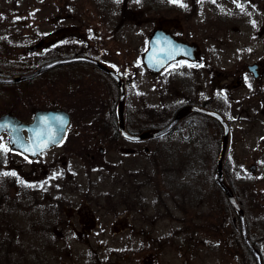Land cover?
<instances>
[{
	"label": "flooded vegetation",
	"instance_id": "af4514ba",
	"mask_svg": "<svg viewBox=\"0 0 264 264\" xmlns=\"http://www.w3.org/2000/svg\"><path fill=\"white\" fill-rule=\"evenodd\" d=\"M0 2L4 5L0 7V78L33 73L17 82L0 81V117L10 114L24 124L38 121V132L41 128L50 144L41 155L29 158L9 146L6 131L0 133L7 149L2 156L7 167L4 172L7 177L16 173L11 178L20 183L17 192L30 189L42 194L31 198L27 210L21 206L19 211L0 212V264H123L129 256L132 264H158V253L171 245L165 243L163 232L167 231L159 227L165 218L179 219L181 230L172 231L174 234H184V227L198 228L195 219L199 216L184 206L176 214L172 207L195 204L199 195L180 194L184 187L169 177L156 185L159 187L143 182L141 172L134 171L137 164L124 160L148 155L157 138L135 140L121 133L120 86L106 71L88 62L60 63L41 70L56 61L97 60L124 79V124L130 136L150 128H167L185 110L182 119L158 137L163 139V150L218 156L224 127L204 112L186 110L196 106L224 117L230 144L235 130L248 138L259 133L264 171V0ZM13 11L18 12L17 18ZM156 32L169 35L190 51L160 72L167 75L166 83L170 76L177 79V86H162L166 100L176 102L173 111L168 108L169 115L160 117L166 118L160 125L136 130L131 123L141 122L143 117L128 112L127 75L138 69L131 66V60L122 69L117 59L139 57L131 53L136 49L142 53L143 64ZM228 58L230 66L221 68L220 63ZM81 65L93 68L87 72L91 80L95 74H103V82L100 78L99 82L82 79L68 83V69ZM110 81L113 86L108 85ZM152 116L145 112L144 120L150 122ZM24 135L27 137L26 131ZM247 146L252 152L257 149L251 143ZM110 154L123 155L112 164L114 170L122 171L121 177L113 180L114 193H105L102 185L96 193L97 181L79 176L103 168ZM172 162L168 160L167 170L175 169L174 158ZM223 168H227L225 164ZM212 186L214 190L218 187L216 179ZM226 201L228 211L230 202ZM240 204L244 208L243 201ZM216 213L211 206L208 214L215 217ZM159 231L163 236L158 238ZM258 241L253 239L259 249ZM176 246L182 254L190 244ZM246 254V264L254 263L248 249ZM167 259L171 264L172 259ZM179 259L184 261L183 254Z\"/></svg>",
	"mask_w": 264,
	"mask_h": 264
},
{
	"label": "rangeland",
	"instance_id": "374dc122",
	"mask_svg": "<svg viewBox=\"0 0 264 264\" xmlns=\"http://www.w3.org/2000/svg\"><path fill=\"white\" fill-rule=\"evenodd\" d=\"M3 6V3L0 2V7ZM11 13L14 15L13 17H18L16 16L18 13L17 11ZM0 18H3L2 14H0ZM132 45L136 47V45L139 44L133 43ZM125 46L127 47L128 45ZM131 53L135 54V56H140L132 59V56L130 58L124 57L117 59L122 69L124 66H127L128 62L130 63V60L133 63L131 66H133V68L136 66L135 68L138 69L136 73L132 72L127 75V109L128 112H135V114L143 117V120H141V122L135 120L131 125L136 130H140L143 127L158 126L161 124L160 121L164 122L166 119L160 117L164 114H168V108L173 111V104H176L175 101L166 100V95L162 90V86H177V79L175 76H170L169 82L166 83V74L150 73L145 68L142 64V53L137 52L136 49ZM224 66H230V58L224 59L222 63H220L221 68ZM78 67L80 68L68 69V83L82 79H86L84 82H99L98 80L104 77L103 74V76L101 74H95V78L91 80L90 77L92 75H88L87 72L88 70L92 71L93 68L87 65ZM101 82H103V79ZM104 83L107 82L104 81ZM108 85L113 86V82H108ZM145 112H151V114H153L150 122L144 120ZM163 143L162 138L154 139L150 144L151 151L148 155L127 156L124 157V160L126 159L127 161L137 164L138 168L134 171L141 172L139 178L143 180V182L147 180V182L150 181L154 187H159L156 185H160L161 182L163 183V180H166V177H169L172 183L184 187L180 194L186 195L190 193V195H199L200 199H197L195 204L184 202L180 203L177 207H172L176 214H178L184 206L185 209L199 216L195 219V224L198 228L184 227L187 230L181 235L180 233L174 234V232H172L175 230L180 232L181 230L178 227L180 224L177 223V220H179L177 217L173 219L165 218L164 222L160 223L159 227H164V231H167V234L163 232V234H165V243L171 245L165 252L162 250L158 253L156 257L158 264H169L167 258L172 259L171 264H246L249 257L246 254L247 248L244 246L241 238V224L231 205L228 211L224 209V205L228 199H223V194L220 192L221 190H219L220 188L217 187L215 188L216 190H214L212 186L213 181L216 179L215 162L217 154H188L186 151L168 154L163 150ZM249 143H251L252 147H257V149L252 152L251 149H248L247 145ZM260 143L259 133L248 138L244 135L243 131L235 130L231 144L229 143V152L225 154L222 165L224 166L225 164V167H227L226 169L223 168L226 174L225 177L228 182H232L230 183L232 191L238 195L237 197V195L234 194L235 198L239 202L240 200L243 201V206L246 210L249 235L255 240L259 239L258 247L264 257V171L260 163ZM0 145H3V140H0ZM3 152V150H0V212L5 210L19 211L22 210L21 206H23L24 210H27V206L30 205L29 201L32 200L31 198L42 194L30 189L17 192L20 183L19 181L18 183L15 182V180L11 178V176L16 175L15 172H10L9 177H7V173L4 172L7 170V167L3 166L5 163L2 158ZM145 156L149 158L148 162H145ZM118 157L122 158L123 155L110 154L106 158L109 161L106 160V162L101 165L103 168L95 171L91 175L81 173L79 178L84 179L90 177L95 179L98 183L96 187L97 191H95L96 193H99V189L101 188L100 185L103 186L105 193H114L113 180L121 177L122 173V171L114 170V165H112ZM173 158L177 165H175V169L172 168L173 170H167L168 160L173 163ZM144 164L148 166L146 169ZM195 164H200V167L195 166ZM252 166L255 168L254 171L251 170ZM166 172L169 176L166 175ZM128 177L129 173L127 178ZM30 183L32 184L33 182L30 181ZM48 190H50V188H48ZM210 195L214 198L210 197ZM211 206H215L217 210L215 217L208 214ZM233 218H236L237 224L233 221ZM163 234L161 231H159L158 234L156 233L158 238L162 237ZM183 242L189 243L190 247H185V249L181 251L184 258L182 262L179 259L182 254L176 249V245L179 246ZM161 249L162 248H160V250ZM142 258L148 261L147 255H143ZM140 262L143 263L142 261ZM154 262L155 261H153V263ZM120 264L122 263L120 262ZM123 264H132L130 256L124 260ZM148 264H150V261H148ZM250 264L256 263L250 262Z\"/></svg>",
	"mask_w": 264,
	"mask_h": 264
},
{
	"label": "water",
	"instance_id": "95a60500",
	"mask_svg": "<svg viewBox=\"0 0 264 264\" xmlns=\"http://www.w3.org/2000/svg\"><path fill=\"white\" fill-rule=\"evenodd\" d=\"M190 51L186 46H183L179 43H177L172 37L165 33H159L156 32L149 41L148 49L144 55V65L151 70L152 72H160L165 66H167L169 63H171L174 60H177L179 56L182 53H187ZM77 61H83L88 62L91 64H94L98 66L99 68L106 71L111 77L114 78V80L117 82L118 86H120V102L118 106V111L120 115V131L121 133L129 137L131 139H146L149 137H159L165 132L169 131L184 115L185 110H181L178 112L176 118L174 121L167 127V128H160V129H150L145 131L139 136L131 137L126 133L125 124H124V108H125V99H126V92H125V81L120 78L118 74H116L114 71L108 69L103 63L89 59V58H71V59H65V60H59L54 63H51L45 67H43L41 70L58 65L60 63H72ZM28 76H23V78ZM21 78H10V79H2L0 78V81L2 82H16ZM191 110H197L201 112H205L213 117H215L224 127V135L222 139V150L220 155L218 156V165H217V182L218 184L225 190L226 195L228 196L230 202L234 206L235 210L238 212L239 219L241 221L242 226V237L244 243L247 245V247L251 250L252 254L254 255L257 264H263L262 256L260 252L255 248V246L252 244V242L249 239L248 235V228L246 225V219L244 215V211L241 208V206L236 201V198L227 184L223 169H222V161L226 152V148L228 146V140H229V127L228 124L224 121L223 117L216 113V112H210L203 109H200L198 107H189ZM187 110V109H186ZM69 121V116H68ZM3 131L8 132V142L11 148L16 149L22 153H24L26 156L30 158H35L39 156L44 149L47 147H50L48 142V138L45 136V133H43V130L40 128V132H38V121L31 122L29 124H24L17 120L16 118L12 117L10 114L4 115L0 117V133ZM24 131H27L28 137H26L23 133Z\"/></svg>",
	"mask_w": 264,
	"mask_h": 264
},
{
	"label": "snow or ice",
	"instance_id": "6c2138e0",
	"mask_svg": "<svg viewBox=\"0 0 264 264\" xmlns=\"http://www.w3.org/2000/svg\"><path fill=\"white\" fill-rule=\"evenodd\" d=\"M173 2H176V0H173ZM0 150L7 151V149L4 148L3 145H0ZM13 175H14V173H13Z\"/></svg>",
	"mask_w": 264,
	"mask_h": 264
}]
</instances>
